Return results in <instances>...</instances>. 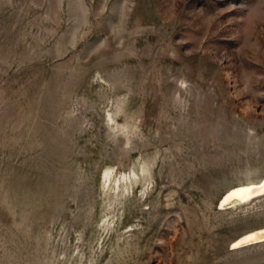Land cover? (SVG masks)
<instances>
[{"label": "rangeland", "instance_id": "obj_1", "mask_svg": "<svg viewBox=\"0 0 264 264\" xmlns=\"http://www.w3.org/2000/svg\"><path fill=\"white\" fill-rule=\"evenodd\" d=\"M263 177L264 0H0V264H264Z\"/></svg>", "mask_w": 264, "mask_h": 264}, {"label": "bare ground", "instance_id": "obj_2", "mask_svg": "<svg viewBox=\"0 0 264 264\" xmlns=\"http://www.w3.org/2000/svg\"><path fill=\"white\" fill-rule=\"evenodd\" d=\"M134 174L135 173L132 172V175ZM110 175H111L110 170L104 172L103 174L104 185L105 184L110 185L111 183L110 181H112L113 188L115 187V189L116 188L118 189L120 183H122L126 179H130L129 178L130 176L129 175L126 176L125 173L119 176L118 178L116 177L112 178L113 176L111 177ZM262 194H264V177L257 181H248L246 183L238 184L228 188L220 199L219 208L225 205L230 206L236 203L246 202L248 200L253 199L256 196L259 195L262 196ZM260 241H264V226H260L244 232L230 243V248L241 247L244 245H249Z\"/></svg>", "mask_w": 264, "mask_h": 264}]
</instances>
